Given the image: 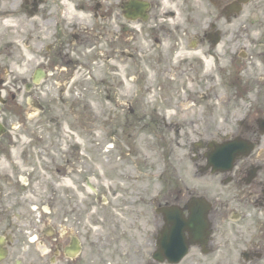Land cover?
I'll return each mask as SVG.
<instances>
[{"label": "flooded vegetation", "instance_id": "flooded-vegetation-1", "mask_svg": "<svg viewBox=\"0 0 264 264\" xmlns=\"http://www.w3.org/2000/svg\"><path fill=\"white\" fill-rule=\"evenodd\" d=\"M5 1L0 264H264V0ZM137 129L189 144L172 189L163 152L153 195L130 184L153 175ZM143 199L144 244L125 218Z\"/></svg>", "mask_w": 264, "mask_h": 264}, {"label": "rangeland", "instance_id": "rangeland-1", "mask_svg": "<svg viewBox=\"0 0 264 264\" xmlns=\"http://www.w3.org/2000/svg\"><path fill=\"white\" fill-rule=\"evenodd\" d=\"M8 3H6L5 0H1V6H0V13H2L3 11V6L7 5ZM6 19H8L9 24L7 26H10L9 28H13L15 27V18L13 19L12 17H5L4 15L0 14V36L2 35V30L4 28L5 21ZM12 24V25H11ZM4 43H0V45H3ZM15 45H17L16 43H10V47H14ZM149 81H151V79L149 78ZM154 93V92H153ZM152 103H155L154 101ZM97 129H93V131H96ZM147 129H137V153L142 154V152H144L146 154V157H150V160L153 161V165H147V161L146 160H140L142 158H138L136 157L134 159V164H136V168H139V165L141 166L143 164L144 169L141 168L142 171H145L147 169H149L150 167L152 168V172L153 175H150V177H143V176H139V180L136 181H130V184L133 186L134 185V190L136 191H141L142 192V187L141 185L143 184H150L152 185L151 187V191H149L150 194L153 195V193L156 191V188L158 187V185L160 184L159 182H157L156 180V175L154 174V170L156 169V163L159 162V155L162 154L163 152V166L164 164H167L168 169L166 170V174L163 175V184L165 185L166 183H168L171 186H166V189H172L176 182H169V179H176V176L174 175V177H171L170 174H172L174 172L173 169H176L178 167V161L181 159L182 153H187L188 152V148H189V144H184L183 142L181 143H174V142H167L164 143L163 142V135H161L160 133L156 134L154 129H151L150 132H155L150 134L149 131L147 133ZM96 133H89V135H95ZM169 137H173L172 134H170ZM174 140V139H173ZM163 142V150L161 148V144ZM188 147V148H187ZM91 150V149H89ZM136 153V154H137ZM94 157V156H93ZM97 162L94 158L89 160V163L91 162ZM120 167L115 166V165H111L112 169H114L113 173H114V177H116L118 170H123L124 172H130L132 173V169L131 167L128 166L127 162H123L119 164ZM110 166H105L104 164H102V169H104V176H102V172H100V176H102L104 179L107 177V179L109 178H113L110 177V173H108V169L111 168ZM117 167V168H116ZM181 168L186 167L187 168V172H190V166H189V162L185 159L183 161V163L180 165ZM93 168L94 169H100L101 168L98 165L93 164ZM116 168V169H115ZM96 172V171H95ZM99 172H97L99 174ZM144 173V172H143ZM148 173V170L145 172ZM168 175V180H164L165 176ZM190 175V174H189ZM99 178V177H98ZM110 180V179H109ZM111 181V180H110ZM199 181H204V179H199ZM166 182V183H165ZM173 184V185H172ZM158 189V188H157ZM163 191H165V186ZM164 195L165 193L163 192V199H164ZM151 208L152 205H150V203L146 200L143 199L137 206H135L134 209H131L127 212H125V218L126 220H131L130 216L134 219L135 221V227L133 230V237L137 240V243H143V240H145V235L146 233H148L149 230V222H147L149 216L153 213H151ZM151 213V214H150ZM152 221V220H151ZM150 242L152 241L151 238H149ZM148 242L146 245H143V249L144 251L142 253H140L139 251L136 252L135 256H134V261H139L145 257H148L150 253H152V246L149 245ZM144 244V243H143ZM138 246V245H137Z\"/></svg>", "mask_w": 264, "mask_h": 264}, {"label": "water", "instance_id": "water-1", "mask_svg": "<svg viewBox=\"0 0 264 264\" xmlns=\"http://www.w3.org/2000/svg\"><path fill=\"white\" fill-rule=\"evenodd\" d=\"M214 160H216V159H214ZM176 219L177 218L173 215H168V217H167L168 223L174 224L175 227L177 228V230L180 231L179 227L177 226L178 221ZM188 226H190V224H188ZM155 257H157V256L155 255Z\"/></svg>", "mask_w": 264, "mask_h": 264}, {"label": "bare ground", "instance_id": "bare-ground-1", "mask_svg": "<svg viewBox=\"0 0 264 264\" xmlns=\"http://www.w3.org/2000/svg\"><path fill=\"white\" fill-rule=\"evenodd\" d=\"M7 22V21H6Z\"/></svg>", "mask_w": 264, "mask_h": 264}]
</instances>
